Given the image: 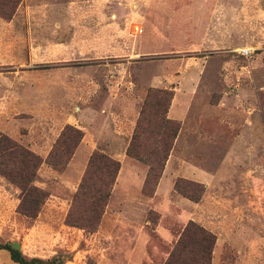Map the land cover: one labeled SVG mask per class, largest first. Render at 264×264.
Wrapping results in <instances>:
<instances>
[{
	"label": "rangeland",
	"instance_id": "1",
	"mask_svg": "<svg viewBox=\"0 0 264 264\" xmlns=\"http://www.w3.org/2000/svg\"><path fill=\"white\" fill-rule=\"evenodd\" d=\"M154 88L172 90L183 116L157 198L132 160L110 197L116 227L68 225L86 168L81 154L64 171L46 161L63 130L82 119L118 159L129 127L116 118ZM0 130L48 152L36 183L50 193L31 219L0 175L1 243L64 264H163L193 220L217 236L212 264H264V0H22L0 16ZM179 177L205 185L201 201L175 189ZM0 264L17 263L0 249Z\"/></svg>",
	"mask_w": 264,
	"mask_h": 264
},
{
	"label": "trees",
	"instance_id": "2",
	"mask_svg": "<svg viewBox=\"0 0 264 264\" xmlns=\"http://www.w3.org/2000/svg\"><path fill=\"white\" fill-rule=\"evenodd\" d=\"M22 0H0V16L10 19ZM174 93L169 89H151L140 111L136 128L126 153L148 165L143 193L154 196L163 176L170 153L181 129V121L169 116ZM84 131L67 125L46 161L56 170L64 171L74 156ZM44 157L0 130V175L20 189L18 211L31 219L38 217L50 193L36 181ZM121 169V162L111 155L95 150L88 161L72 206L66 217L70 226L88 232L99 229ZM175 189L194 202L202 200L203 183L177 178ZM217 242L214 232L190 220L163 264H212ZM17 264H64L61 257L44 259L29 257L12 243H1Z\"/></svg>",
	"mask_w": 264,
	"mask_h": 264
},
{
	"label": "crops",
	"instance_id": "3",
	"mask_svg": "<svg viewBox=\"0 0 264 264\" xmlns=\"http://www.w3.org/2000/svg\"><path fill=\"white\" fill-rule=\"evenodd\" d=\"M223 101L219 103V105H222ZM218 105V106H219ZM175 102L173 101L170 109H169V116L171 118L174 119H178V120H183V116L181 114H178L175 110ZM140 108H141V104L136 108V112H134L133 114L130 113V109H129V105L125 104V106L123 107V109L121 110V115H118V118H116V120L120 121V122H127L128 123V127H129V131H128V140L126 141V144L124 145V147L122 148V155L120 157H117L119 159V161L121 162V169H120V173L123 170V168L127 165V164H133L132 160L137 161V162H141L139 160H136L130 156L127 155L126 150L127 147L129 145L130 142V137L132 136L133 130L135 128L136 122L138 120L139 114H140ZM77 121V124H74L80 128H82L84 130V137L82 139V141L80 142L74 156L72 157L69 166H71V164L73 163V160H75V157L77 158V155L81 154L83 156L81 162H82V171H80L83 174V171L85 170L89 158L91 156V154L96 150L100 148V138L102 137L100 135V132H98L95 127H93L92 125H87L85 126L84 121H82V119H75ZM84 123V124H82ZM120 125V124H118ZM181 132V130H180ZM181 133H179L180 135ZM178 135V137H179ZM178 137L176 138V140L178 139ZM28 147H30L32 150H34L35 152L47 156L48 152L47 151H43L42 147L39 143H37L34 140H30V143L27 144ZM143 163V162H141ZM147 165V164H145ZM167 169H168V164L166 165V168L164 170V175L162 177L161 182L163 181V178L166 176L167 174ZM148 170V169H147ZM169 172V171H168ZM80 173V175H81ZM119 173V174H120ZM118 174V175H119ZM160 182V183H161ZM160 186V185H159ZM159 194V188L156 192V194L154 196L151 197L152 200H155L157 198V195ZM119 197H114L112 198L109 203H108V208L106 209L104 216L102 218V222L101 225L98 229L97 232H94L95 234H98L102 231V229L104 228L107 220L110 221L112 219V222L114 223V227H116L117 223V218L123 214V211L120 210V208L118 207V205L120 204L119 202Z\"/></svg>",
	"mask_w": 264,
	"mask_h": 264
},
{
	"label": "water",
	"instance_id": "4",
	"mask_svg": "<svg viewBox=\"0 0 264 264\" xmlns=\"http://www.w3.org/2000/svg\"><path fill=\"white\" fill-rule=\"evenodd\" d=\"M13 246H14L16 249H19V248H20V244H18V243H13Z\"/></svg>",
	"mask_w": 264,
	"mask_h": 264
}]
</instances>
